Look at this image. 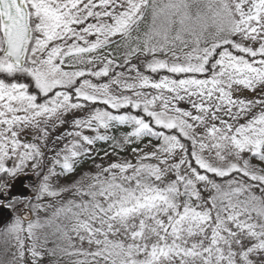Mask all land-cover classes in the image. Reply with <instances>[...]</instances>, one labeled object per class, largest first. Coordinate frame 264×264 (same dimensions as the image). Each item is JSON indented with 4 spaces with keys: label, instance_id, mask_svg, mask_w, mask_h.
Returning a JSON list of instances; mask_svg holds the SVG:
<instances>
[{
    "label": "snow or ice",
    "instance_id": "obj_1",
    "mask_svg": "<svg viewBox=\"0 0 264 264\" xmlns=\"http://www.w3.org/2000/svg\"><path fill=\"white\" fill-rule=\"evenodd\" d=\"M4 215L0 264H264V0H0Z\"/></svg>",
    "mask_w": 264,
    "mask_h": 264
},
{
    "label": "water",
    "instance_id": "obj_2",
    "mask_svg": "<svg viewBox=\"0 0 264 264\" xmlns=\"http://www.w3.org/2000/svg\"><path fill=\"white\" fill-rule=\"evenodd\" d=\"M26 181H27V178H22V181L18 182L16 184V187H15L14 191L17 193V195H20V194L23 193V191H24L23 183H26ZM0 219H3L4 221H7L8 216L4 215V216L0 217Z\"/></svg>",
    "mask_w": 264,
    "mask_h": 264
},
{
    "label": "trees",
    "instance_id": "obj_3",
    "mask_svg": "<svg viewBox=\"0 0 264 264\" xmlns=\"http://www.w3.org/2000/svg\"><path fill=\"white\" fill-rule=\"evenodd\" d=\"M97 147H98V148H107V145H103V144H101V145H98Z\"/></svg>",
    "mask_w": 264,
    "mask_h": 264
},
{
    "label": "rangeland",
    "instance_id": "obj_4",
    "mask_svg": "<svg viewBox=\"0 0 264 264\" xmlns=\"http://www.w3.org/2000/svg\"><path fill=\"white\" fill-rule=\"evenodd\" d=\"M88 166L86 165L85 168H87ZM31 175V174H30ZM34 195V194H33Z\"/></svg>",
    "mask_w": 264,
    "mask_h": 264
},
{
    "label": "flooded vegetation",
    "instance_id": "obj_5",
    "mask_svg": "<svg viewBox=\"0 0 264 264\" xmlns=\"http://www.w3.org/2000/svg\"><path fill=\"white\" fill-rule=\"evenodd\" d=\"M27 182V181H26Z\"/></svg>",
    "mask_w": 264,
    "mask_h": 264
}]
</instances>
